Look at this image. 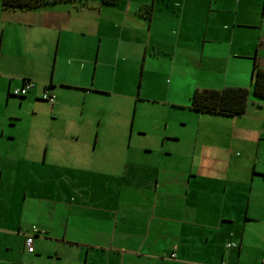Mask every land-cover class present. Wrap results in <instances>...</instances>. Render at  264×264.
Masks as SVG:
<instances>
[{
	"label": "crops",
	"instance_id": "obj_1",
	"mask_svg": "<svg viewBox=\"0 0 264 264\" xmlns=\"http://www.w3.org/2000/svg\"><path fill=\"white\" fill-rule=\"evenodd\" d=\"M138 66L135 95L138 75L117 80V71ZM256 66L264 69V0H62L17 10L0 0L1 89L12 93L31 80L35 87L26 96L31 101L34 92L44 101L48 89L55 119H63L64 105L76 109L68 135L77 144L89 146L91 139L102 147L122 136L131 146L130 111L113 110L111 127L103 126L104 110L96 127L93 115L85 116L98 94L122 105L147 97L188 108L189 101L196 112L190 99L198 88L243 87L251 95ZM260 100L254 119L262 135ZM133 112L135 119L137 107ZM167 139L178 140L167 136L164 144ZM258 140L260 146L264 135ZM46 155L47 149L43 161H0V264L24 263L14 249L3 251L18 241L24 246L30 226L24 229L20 213L29 199L32 224L44 233L35 236L38 249L27 253L44 264H230L237 253V264L264 262V197L257 193L264 168L256 161H193L191 168L127 161L110 171L107 161L99 168L94 161L67 165L45 161ZM231 242L237 247L228 248ZM253 244L260 258L248 254Z\"/></svg>",
	"mask_w": 264,
	"mask_h": 264
},
{
	"label": "rangeland",
	"instance_id": "obj_2",
	"mask_svg": "<svg viewBox=\"0 0 264 264\" xmlns=\"http://www.w3.org/2000/svg\"><path fill=\"white\" fill-rule=\"evenodd\" d=\"M132 71L139 78L133 86L134 94L137 95L141 89V68L139 66L134 70L119 69L117 80L123 79L120 74L129 79ZM3 87L4 84L0 83V161H16L18 157L23 158L22 161H28V156L33 157V161L35 159H37L36 161H43L47 149L45 161H63L62 163L67 165L73 161H94L92 165L98 168L102 166L101 163L107 161L109 164H106L105 168L110 171L113 170V167H117L118 163H126L127 161L130 165L136 164L137 166L150 161H160L168 166L182 165L185 167L184 164H186L188 168H191L188 165H191L193 161H247L250 165L253 164L252 161H256L259 169L264 168V141H261L260 146L258 145V137L263 136L264 133L259 134L256 129L257 120L254 119V116L259 114L257 103L262 102V100L257 98L253 91L249 98L248 111L240 117L212 116L193 112L190 110L189 101L186 103L188 108L172 106L179 104L178 106L183 107L184 101L164 103L155 99H147V97L139 101L130 99L122 105L114 98L98 94L94 96L95 100L87 102L85 108V116L93 115L95 127L98 118L103 116L101 110H104L105 115H107L103 117V126H116V120L113 119V121L109 116L115 114L113 110L117 111L119 107H122L125 111H130L129 125L132 124L134 129L130 148L124 143L122 136H118L114 143L95 148L94 141L91 139L88 146L77 144L68 135L75 129V125L69 123V116L70 113L78 112L76 109L64 105L62 107L63 119H55L51 113V104L46 101H37L34 92L29 94L32 96L30 101L29 96L25 98L14 96L9 91H3L1 89ZM121 88L126 89V86H120ZM148 90L149 88L144 85L143 94L146 95ZM157 96L162 98L158 94ZM253 102H256L255 106H253ZM136 107L137 112L134 119L133 110ZM141 132L145 134H140ZM167 136L178 140L167 139L164 144L163 139ZM166 150L172 154H166L168 152ZM4 169L7 173L8 167L4 166ZM193 169L198 170L196 167ZM233 172L234 169L230 173ZM65 173L69 179H73L75 172L69 170ZM64 187H68L67 183L64 184ZM56 190H54L55 193ZM257 193L264 197V185L257 189ZM5 201L6 198H4V205ZM30 205L33 207L31 199L22 205L24 212L21 211L20 213L23 214L24 229L30 226L29 232L32 231L33 227L41 229L38 225L32 224L34 218L29 213ZM56 224L58 225L57 220ZM250 235L251 240L256 239L254 233H249ZM34 247L38 249L37 241L34 242ZM251 247V252L248 254H253L256 258L263 256L256 244L251 245ZM8 248L11 250L3 248L4 254H10L14 249L15 253L19 255V260L24 261L23 264H44L45 262L43 259L33 260L27 253L25 244L23 246L21 241H18L16 245L8 246ZM245 253L247 254V251ZM237 258L238 253L232 257L230 264H237ZM243 259L246 260V257ZM194 264L209 263L202 259Z\"/></svg>",
	"mask_w": 264,
	"mask_h": 264
},
{
	"label": "trees",
	"instance_id": "obj_3",
	"mask_svg": "<svg viewBox=\"0 0 264 264\" xmlns=\"http://www.w3.org/2000/svg\"><path fill=\"white\" fill-rule=\"evenodd\" d=\"M58 1L62 0H2V6L8 10L39 9ZM45 91H48V89H45ZM253 93L257 97L264 99V69L258 66L255 67L253 73ZM21 97H26V95ZM249 98L250 90L243 87H226L220 90L198 88L193 92L190 101L191 108L196 112L237 116L246 113ZM54 102L48 103L54 104Z\"/></svg>",
	"mask_w": 264,
	"mask_h": 264
},
{
	"label": "built area",
	"instance_id": "obj_4",
	"mask_svg": "<svg viewBox=\"0 0 264 264\" xmlns=\"http://www.w3.org/2000/svg\"><path fill=\"white\" fill-rule=\"evenodd\" d=\"M35 87L34 81H26L24 85L20 88H15L12 91V94L17 97L25 96L27 95L33 88ZM42 99L53 103L55 100L54 95L50 94L48 91H44L43 95L41 96ZM37 233H44L43 230L38 229L37 227H33L32 231L29 232L25 237V246L28 253H34L35 247H34V239ZM238 243L231 242L227 244L228 248L237 247ZM175 256V254H173Z\"/></svg>",
	"mask_w": 264,
	"mask_h": 264
}]
</instances>
